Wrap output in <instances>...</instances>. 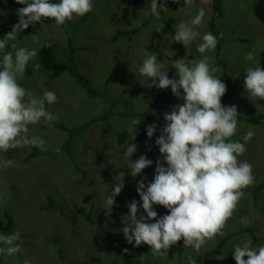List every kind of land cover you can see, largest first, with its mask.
<instances>
[{
	"label": "rangeland",
	"instance_id": "1",
	"mask_svg": "<svg viewBox=\"0 0 264 264\" xmlns=\"http://www.w3.org/2000/svg\"><path fill=\"white\" fill-rule=\"evenodd\" d=\"M93 5L91 12L62 26L55 25L51 18L36 25L40 36L59 45L67 46L71 38L75 47L73 56L80 71L93 87L109 92L115 102L110 103L100 96L90 97L67 71L51 79L41 69L29 74L26 68L19 81L21 86L38 98L46 90L53 91L58 100L46 104L47 111L57 117L55 122L65 123L67 128L83 135H74L69 147H65L69 138L67 131L42 119L29 126L28 136L42 138L44 150L40 148L41 152L32 156L33 146L27 145L0 152V164L12 161L7 168L0 166V215L7 213L13 217L12 230L20 232L17 243L24 249L15 256H4L3 264H23L25 260L31 264H186L189 255L196 258L206 251L209 242L213 247L219 240L209 241L199 253L184 246L179 249L177 242L169 248L167 256L154 257L150 246L128 244L121 231L124 220H129L127 204L132 200L142 203L136 191L138 181L143 179L145 184L152 181L156 161L163 162L155 140L166 123L164 114L174 105L183 103L172 94L170 87L154 102L160 89L150 87L151 82L142 77L138 69L146 58V51L148 55H157V63L163 65L170 79H178L172 61L184 59L187 63L208 56L209 63L218 69L214 73L216 77L221 78L225 71L229 75L233 93L227 100L228 105H235L239 115L264 112V100H251L243 87L246 68L260 64V53L264 49V0H223L224 15L214 20L220 34L210 29L211 0H193L191 5H185L184 0H167L168 9L161 11L158 18L150 13V0H93ZM200 9L205 12L202 25L194 26L200 37L186 48L173 38L176 25L190 21ZM0 19L13 27L18 22L15 6L1 3ZM118 30L127 33L116 36ZM20 32L17 31L14 40L8 41L5 51H12V43L35 50L37 55L31 60L34 69L41 47L39 36L35 33L20 35ZM206 32L217 37L221 48L216 46L215 50L201 54L197 45L202 43ZM246 37L248 43L241 41ZM173 52L174 55L169 56ZM249 53L252 60L245 59ZM120 98L126 103L117 100ZM112 111L116 113L108 114ZM133 112L137 117L132 116ZM134 118L141 119L135 126L136 135L150 124L157 125L152 138L135 143L137 151L130 159L135 161L140 155H146L153 161L135 178L130 175L129 162L124 156ZM84 123H89L85 129L81 127ZM250 129L255 134L239 160L251 163L254 182L243 189L244 196L227 221L224 233L235 232L242 219L247 218L248 223L244 225L254 226L264 244V118L258 125L238 119L237 133L232 139L243 142L242 137ZM116 183L124 186L115 198L112 212L107 215L103 209L105 198ZM259 184L260 192L253 195L251 190ZM49 195L55 207L48 206ZM153 207L158 216L168 214L163 206ZM141 214L142 208L138 218ZM245 240L252 242L248 231L235 234L219 253L196 264H235L232 249ZM259 245L261 243L252 242L254 248Z\"/></svg>",
	"mask_w": 264,
	"mask_h": 264
},
{
	"label": "clouds",
	"instance_id": "2",
	"mask_svg": "<svg viewBox=\"0 0 264 264\" xmlns=\"http://www.w3.org/2000/svg\"><path fill=\"white\" fill-rule=\"evenodd\" d=\"M175 2V0H174ZM191 5L193 0H184ZM23 5L17 9L18 22L12 30L0 39V152L7 153L27 145L44 150L45 141L40 137L29 138V126L38 124L42 119L51 125L57 117L47 111L46 104L56 103L58 97L53 91L46 90L42 97H35L19 81L23 79L28 63L37 52L8 41L14 40L17 31L27 29L46 18L54 19L57 26H62L75 17H83L93 10V0H15ZM167 0H150V13L159 17L161 11H167ZM205 12L200 9L190 21H181L176 25L174 40L186 48L200 37L195 27L202 25ZM218 39L211 32L202 36V43L197 45L201 54L215 50ZM138 71L147 77L151 86L158 89L171 88L174 96L183 103L173 106L164 114L165 125L160 130L155 144L163 157V162L156 161L152 181L145 184L138 181L136 191L142 203L132 200L127 204L129 220H124L121 231L128 244L139 247L150 246L154 257L167 256L170 247L183 241V246L199 253L217 236H224L227 221L233 216L239 201L244 196L243 189L254 182L251 163L239 160L246 151V144L254 136L251 129L242 137L243 142L233 140L238 128L239 116L235 105L225 106L221 98L227 86L214 73L217 67L209 63V57L190 60L176 59L173 68L178 79H170L167 70L157 63V55H148ZM174 55V52L169 56ZM245 59L252 60L251 53ZM39 64L34 65L38 70ZM243 81L245 92L251 100H264V68L257 63L245 70ZM182 89V92H181ZM141 119H132L124 156L128 160L130 175L135 178L153 164L146 155H140L132 161L130 158L137 151L135 126ZM157 125L146 127L147 136L152 138ZM11 160H5L0 166H11ZM166 165V166H165ZM124 176V173H120ZM123 184L113 185L104 202L105 214L112 212L115 198L121 193ZM153 205L163 206L168 214L158 216ZM143 214L138 218L139 209ZM155 222H151V221ZM242 223H248L243 218ZM20 232L9 235L0 234V255L12 257L24 249L17 243ZM125 252L128 249H124ZM235 264H264V244L252 247L251 240L237 243L232 249ZM23 264H31L25 260ZM188 264H196L189 255Z\"/></svg>",
	"mask_w": 264,
	"mask_h": 264
},
{
	"label": "trees",
	"instance_id": "3",
	"mask_svg": "<svg viewBox=\"0 0 264 264\" xmlns=\"http://www.w3.org/2000/svg\"><path fill=\"white\" fill-rule=\"evenodd\" d=\"M4 2H9L11 4H13L16 8V13H17V9L22 7L23 5L17 4L15 3V0H0V4L4 3ZM161 2V0H160ZM212 2V10H213V17L209 18V22H210V29L216 33V34H220V32L217 30V27L215 26V19H219L224 15V10H223V0H211ZM18 16V14H17ZM12 25L4 20L0 19V38H3L4 35L12 30ZM27 33H35L39 36V40L41 43V47L39 49L38 52V56L36 58L37 64L40 65L39 69L43 70L44 72H46L51 79H55L57 77H59L60 75H62L64 72H68L70 73L74 79L76 80V82L84 87L86 89L87 94L90 97H95V96H100L101 98H103L105 101H108L110 103H114L115 101L112 102L110 96H109V92H107L105 89L103 88H95L93 87L92 82L89 80V78L84 75L78 66V63L76 61V59L73 56V52L75 50V47L71 44V38H69V43L66 45H59L58 43L54 42V41H50L48 39H46L45 37H42L39 35V31L37 29V25H29V27L27 29L21 30L20 35L23 34H27ZM70 33V31H69ZM127 33L126 30H118L116 36H120L122 34ZM72 33H70L71 36ZM221 38V37H220ZM245 40L246 43L249 42V38H243L241 41ZM223 41V38H222ZM244 42V41H243ZM217 47L221 48V44L220 42L217 43ZM217 48V49H218ZM4 52L0 51V59H2ZM31 61L28 63L27 65V72L29 74H33L34 73V69L31 67ZM260 65L262 68H264V49H262L261 53H260ZM222 82H224L227 86V90L225 95L221 98V102L223 105L225 106H229L227 103V100L230 96V94L232 95V91L230 90V78L229 75L227 73V71L224 72L223 75H221V78H219ZM21 84V83H20ZM166 91V89H160L158 90V95L156 96L154 102H156L159 98V96L164 93ZM107 97V98H106ZM118 101H123V99L120 98L117 99ZM150 110L152 109V107L149 108ZM132 112V111H131ZM115 114V111L109 112L108 114ZM107 114V116H108ZM138 114H135L134 112L132 113L133 117H137ZM145 115L148 116V112H145ZM105 116V115H104ZM103 116V117H104ZM106 117V116H105ZM240 120L243 121H248L250 123L253 124H260L262 118H264V112H256L254 114H245V115H239L237 117ZM51 124L58 126V128H63L67 131L69 138L67 139V142L65 144V147H69V142L72 140L73 136L78 134L76 133V130H70V128L66 127L65 123H57L55 121H53ZM89 123H84L81 125L82 128H86L87 125ZM80 136L83 135V133L78 134ZM148 137L147 136V132L146 130L140 132L138 135H136V139L134 141V143L144 139ZM128 142H132V141H128ZM41 149L39 147H35L33 146V155H35L40 151ZM261 189V184L257 185L256 187H254L251 191L253 193V195H257ZM48 206L50 207H55V203L52 200V197L49 195V203ZM238 215L240 216V213H238ZM13 222L14 219L11 215H8L7 213H5L4 215H0V234L3 235H9L12 234L11 232H13L12 227H13ZM244 231H248L251 236H252V242L254 243H261L263 238L258 237V235H256L255 233V227L254 226H245L244 223H240L239 224V228L238 230H236L235 232H226V234L222 237H217L216 239H218L219 241L217 242V244L215 246H211L208 243V250L206 249V251H204L202 254H200L198 257L194 258L196 262L202 260L205 257H210L211 255H214L215 253H219L222 248V246L224 245V243L230 239L232 236H234L235 234H239L241 232ZM21 235V234H20ZM179 249L183 248V241H179L177 244ZM4 262V256L0 255V264H3ZM82 264V263H80ZM180 264V263H178ZM188 264V262L186 263Z\"/></svg>",
	"mask_w": 264,
	"mask_h": 264
},
{
	"label": "crops",
	"instance_id": "4",
	"mask_svg": "<svg viewBox=\"0 0 264 264\" xmlns=\"http://www.w3.org/2000/svg\"><path fill=\"white\" fill-rule=\"evenodd\" d=\"M261 244H263V242H261Z\"/></svg>",
	"mask_w": 264,
	"mask_h": 264
}]
</instances>
